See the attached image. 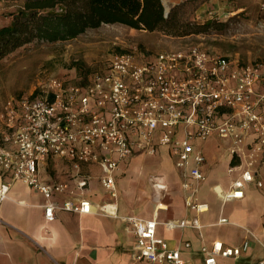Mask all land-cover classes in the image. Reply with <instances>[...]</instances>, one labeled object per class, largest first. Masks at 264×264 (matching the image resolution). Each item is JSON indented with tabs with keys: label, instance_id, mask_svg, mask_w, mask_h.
<instances>
[{
	"label": "built area",
	"instance_id": "built-area-1",
	"mask_svg": "<svg viewBox=\"0 0 264 264\" xmlns=\"http://www.w3.org/2000/svg\"><path fill=\"white\" fill-rule=\"evenodd\" d=\"M208 16L220 20L229 13L211 11ZM211 136L227 139L229 156L238 161L227 169L228 173L239 171L228 189L212 188L219 199L240 200L248 186L260 188L255 166L264 160V62L240 63L193 43L153 54L136 49L123 52L84 84L50 78L3 108L0 204L8 198L11 184L19 182L44 198L46 222L54 220L55 211L93 213L86 198H70L61 205L53 202L52 196L68 191L69 184L46 181L42 174L48 160H58L81 192L92 178L85 167L97 165L99 182L110 199L98 207L97 214L126 222L135 238L130 264L189 263L181 258L179 246L171 249L156 236L158 225L196 230L203 264H217V258L238 259L255 237L248 232L250 238L234 247L218 240L208 244L197 217L208 206L197 198L205 180L201 170L205 157L195 146ZM159 147H168L175 159L184 206L195 215L190 223L159 221L156 214L151 219L118 217L116 208L110 209L115 207L114 173L120 164L137 154L152 156ZM153 186L158 192L165 190L163 185ZM217 224H228V220L220 218ZM252 264H264V260Z\"/></svg>",
	"mask_w": 264,
	"mask_h": 264
},
{
	"label": "crops",
	"instance_id": "crops-1",
	"mask_svg": "<svg viewBox=\"0 0 264 264\" xmlns=\"http://www.w3.org/2000/svg\"><path fill=\"white\" fill-rule=\"evenodd\" d=\"M229 148V147H228ZM196 150L201 151L197 146ZM202 152V151H201ZM201 167L205 180L199 188L206 185L209 199L197 196L198 201L206 203L208 210L198 215L203 240L210 244L214 240L226 246H239L250 232L256 240L264 243V160L255 166L262 186H248L240 200L221 201L213 187L226 191L239 171L228 173L225 177H211L210 163L206 155ZM141 159V160H140ZM175 159L168 147H159L154 155L137 154L120 164L114 173L118 198L115 199L118 217L135 216L151 219L156 214L159 221L185 219L190 223L195 215L184 206L181 179L174 165ZM208 171H206V169ZM92 175L81 192L76 183L64 173V164L58 160L47 161L42 179L50 182H67L69 190L54 194L51 200L61 205L70 198H86L92 204L93 213L78 214L55 211V218L46 222L42 205L44 198L36 191L19 182L12 183L8 198L0 204V264H130L132 246L135 238L128 230L126 222L120 218L97 214L98 207L110 201L99 182L101 169L97 165L85 167ZM165 187L156 191L153 184ZM158 202L166 208L157 209ZM226 218L228 224H217L218 219ZM156 236L164 239L169 248L180 247V254L188 264H203L200 251L201 238L192 228L167 229L156 227ZM256 241L250 239L247 252L238 259L217 258V264H252L264 260L253 257ZM184 244H188L187 246Z\"/></svg>",
	"mask_w": 264,
	"mask_h": 264
},
{
	"label": "rangeland",
	"instance_id": "rangeland-1",
	"mask_svg": "<svg viewBox=\"0 0 264 264\" xmlns=\"http://www.w3.org/2000/svg\"><path fill=\"white\" fill-rule=\"evenodd\" d=\"M23 2L0 0V27L10 23L11 15ZM184 11L192 22L222 21L225 27L219 32L210 31L183 39L159 32L136 31L118 24L101 25L72 40L33 41L16 49L0 61V118L3 108L12 99L36 91L44 81L57 78L78 84L92 73L103 71L114 55L134 49L153 54L193 43L210 53L233 57L240 63L264 62V0H199L196 4L187 5ZM211 11H225L229 16L220 20L210 19L208 13ZM196 146L208 160L213 159L209 171L211 177H225L229 141L211 136L197 141ZM205 186L199 188L197 196L209 199ZM255 241L252 258L263 257L262 241Z\"/></svg>",
	"mask_w": 264,
	"mask_h": 264
},
{
	"label": "trees",
	"instance_id": "trees-1",
	"mask_svg": "<svg viewBox=\"0 0 264 264\" xmlns=\"http://www.w3.org/2000/svg\"><path fill=\"white\" fill-rule=\"evenodd\" d=\"M171 1V2H170ZM24 0L0 27V61L33 41L72 40L101 25H123L136 31L159 32L174 38L221 31L222 21L192 22L187 5L199 0ZM84 81L79 84H84ZM238 164L235 158L231 166Z\"/></svg>",
	"mask_w": 264,
	"mask_h": 264
},
{
	"label": "bare ground",
	"instance_id": "bare-ground-1",
	"mask_svg": "<svg viewBox=\"0 0 264 264\" xmlns=\"http://www.w3.org/2000/svg\"><path fill=\"white\" fill-rule=\"evenodd\" d=\"M114 208H115V207H111L110 209H114ZM156 208H157V209H164V208H166V206H165L163 203L158 202Z\"/></svg>",
	"mask_w": 264,
	"mask_h": 264
}]
</instances>
